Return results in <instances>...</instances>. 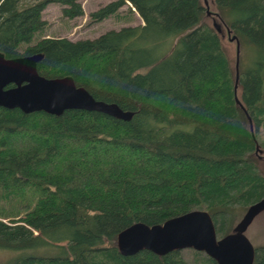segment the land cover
<instances>
[{"label": "trees", "instance_id": "trees-1", "mask_svg": "<svg viewBox=\"0 0 264 264\" xmlns=\"http://www.w3.org/2000/svg\"><path fill=\"white\" fill-rule=\"evenodd\" d=\"M49 3L68 18L83 13L79 0H0V51L42 52L40 74L71 75L95 98L134 113L124 120L0 106V199L27 207L7 221L0 214V248L19 251L5 264H218L191 247L190 259L182 249L123 255L116 238L134 222L158 224L196 208L222 236L264 196L253 155L264 147V0H214L245 53L238 96L235 66L202 20L201 0H110L89 22L128 23L136 11L143 23L34 41ZM253 264H264V243Z\"/></svg>", "mask_w": 264, "mask_h": 264}, {"label": "water", "instance_id": "water-1", "mask_svg": "<svg viewBox=\"0 0 264 264\" xmlns=\"http://www.w3.org/2000/svg\"><path fill=\"white\" fill-rule=\"evenodd\" d=\"M230 39L236 40L238 53V37L234 34ZM42 57V52L6 57L0 51V106L18 107L23 112L43 110L55 115L76 108L101 111L124 120L132 117V110L123 109L116 102L95 98L86 87L77 85L71 75L46 77L40 74L37 62ZM237 84L238 57L235 92ZM258 150L259 146H256ZM262 209L264 196L249 205L233 230L220 237L210 213L196 208L158 224L134 222L119 231L116 243L123 255L134 254L141 249L164 255L174 249L191 247L204 251L218 264H253L255 246L245 230Z\"/></svg>", "mask_w": 264, "mask_h": 264}, {"label": "rangeland", "instance_id": "rangeland-1", "mask_svg": "<svg viewBox=\"0 0 264 264\" xmlns=\"http://www.w3.org/2000/svg\"><path fill=\"white\" fill-rule=\"evenodd\" d=\"M83 13L74 18H68L62 14L61 5L57 3H49L42 11V17L46 20L45 28L41 33H38L36 37H34V41L38 39L40 36H66L69 39L75 40L80 38H93L100 33L109 30V29H117L120 26L128 25V24H141L143 20L136 15L127 22L123 20H119L115 17H106L101 21L89 22V14L91 11L101 7L107 0H79ZM107 1V2H106ZM110 1V0H109ZM205 10L202 17V20L205 21L209 26L213 27L219 34L222 44L226 49V52L229 56V59L233 66H235L236 70V60L237 57L239 59L245 58L244 50L240 45L239 52L237 53V43L235 39H230L233 34V31L228 30L225 22L222 18L218 16V8L216 7L214 0H201ZM128 3L123 5L121 9V14L126 15L128 10ZM218 28V29H217ZM238 54V55H237ZM240 92V86L237 84L236 86V94L238 96ZM259 138L264 139V126L260 128ZM254 158L258 165L259 170L264 175V147H259L258 151L254 152ZM28 201L30 200V190L24 192ZM27 208V207H26ZM25 204H20L17 200L10 201L9 199H0V214H5L3 216L4 220H9L10 218L15 217L14 213L18 212L23 214L26 210ZM244 209L241 211L239 215H237L230 229L236 226V224L241 220L244 212ZM245 234L251 243L254 246L264 243V209L258 212L252 221L248 224V227L245 230ZM220 237L219 234H217ZM19 251L7 248H0V264H5L10 259L16 257ZM183 255L190 259L191 251L187 248H182Z\"/></svg>", "mask_w": 264, "mask_h": 264}, {"label": "crops", "instance_id": "crops-1", "mask_svg": "<svg viewBox=\"0 0 264 264\" xmlns=\"http://www.w3.org/2000/svg\"><path fill=\"white\" fill-rule=\"evenodd\" d=\"M107 1H109V0H107ZM106 1V2H107ZM136 15H137V13H136V11L133 13V16H135L136 17ZM139 16V15H138ZM140 17V16H139ZM141 18V17H140ZM141 20H142V18H141ZM141 23H143V22H141Z\"/></svg>", "mask_w": 264, "mask_h": 264}]
</instances>
